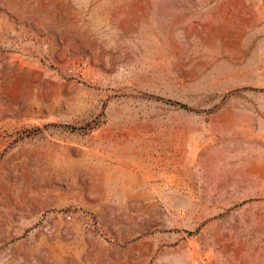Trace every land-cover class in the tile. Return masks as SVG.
I'll return each mask as SVG.
<instances>
[{
	"label": "rangeland",
	"instance_id": "rangeland-1",
	"mask_svg": "<svg viewBox=\"0 0 264 264\" xmlns=\"http://www.w3.org/2000/svg\"><path fill=\"white\" fill-rule=\"evenodd\" d=\"M0 264H264V0H0Z\"/></svg>",
	"mask_w": 264,
	"mask_h": 264
}]
</instances>
